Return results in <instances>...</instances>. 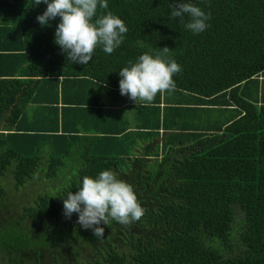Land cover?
Returning <instances> with one entry per match:
<instances>
[{
  "label": "trees",
  "instance_id": "obj_1",
  "mask_svg": "<svg viewBox=\"0 0 264 264\" xmlns=\"http://www.w3.org/2000/svg\"><path fill=\"white\" fill-rule=\"evenodd\" d=\"M108 0L127 33L87 65L55 43L47 4L0 0V264H264V0ZM170 48L173 91L138 105L119 72ZM111 169L145 215L104 238L64 214L85 175Z\"/></svg>",
  "mask_w": 264,
  "mask_h": 264
},
{
  "label": "clouds",
  "instance_id": "obj_2",
  "mask_svg": "<svg viewBox=\"0 0 264 264\" xmlns=\"http://www.w3.org/2000/svg\"><path fill=\"white\" fill-rule=\"evenodd\" d=\"M47 4L43 14L37 16L41 26L60 17L55 31V43L67 53L68 61L87 65L92 60L98 46L107 54H112L124 40L128 29L125 21L111 11L96 17L99 9L108 8V0H34L35 5ZM171 17H190L185 27L199 34L210 25V13L192 4L178 0L171 5ZM150 54L145 52L136 62L123 67L119 75L121 95L128 96L138 105L154 101L157 94L175 90L174 76L182 71L181 65L169 58L167 46ZM76 192L69 191L64 198V214L71 219L78 213L77 223L84 229L91 228L97 239H103L105 228L114 220L129 226L141 220L145 208L141 205L134 186L118 178L111 169L101 171L97 176L85 175Z\"/></svg>",
  "mask_w": 264,
  "mask_h": 264
}]
</instances>
